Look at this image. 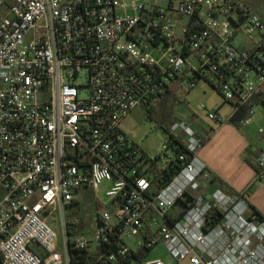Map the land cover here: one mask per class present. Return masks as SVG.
Returning <instances> with one entry per match:
<instances>
[{
	"label": "built area",
	"instance_id": "2783aa9c",
	"mask_svg": "<svg viewBox=\"0 0 264 264\" xmlns=\"http://www.w3.org/2000/svg\"><path fill=\"white\" fill-rule=\"evenodd\" d=\"M201 80L234 114L249 106L242 125L264 102V22L240 0H0V264H169L137 258L159 244L175 264H264V220L212 186L206 138L175 122V158L159 165L122 128ZM83 192L97 204L89 236L75 231Z\"/></svg>",
	"mask_w": 264,
	"mask_h": 264
},
{
	"label": "rangeland",
	"instance_id": "374dc122",
	"mask_svg": "<svg viewBox=\"0 0 264 264\" xmlns=\"http://www.w3.org/2000/svg\"><path fill=\"white\" fill-rule=\"evenodd\" d=\"M5 8L7 9L13 4V0H4ZM244 5L247 4L252 12H264V0H240ZM82 80L78 79V82ZM173 94L166 100L158 99L149 112L146 108L138 106L133 109L125 118L122 128L124 132L131 137L142 150L151 158H159L158 164H165L170 158H175L174 149L168 145V132L166 127L171 122L183 121L190 125H202L201 123H211L207 115L208 113L221 111L222 107H226L221 113L225 117L226 110L229 107L228 103L224 102L223 98L217 91L211 87L206 81H199L196 86L189 90L182 85H176ZM161 100V101H160ZM202 106L204 108H202ZM250 126L257 133L258 129L264 132V104L257 106L256 114L254 115ZM260 136H264V133ZM78 197V196H77ZM107 200L104 194H100L99 202L104 203ZM96 200L91 195H87V199L83 204L74 206V211L77 212L79 225L75 228L78 235L89 236L91 229L94 228ZM182 210L181 206H176L177 214ZM173 213V211H172ZM171 213V214H172ZM58 222L57 215L52 219ZM61 231L58 226L57 232ZM55 242V245L60 247V243ZM133 244V240H130ZM133 246V245H132ZM147 259L161 258L166 263L175 264L174 260L168 255L166 249L161 245H157L147 255ZM144 264V263H140Z\"/></svg>",
	"mask_w": 264,
	"mask_h": 264
},
{
	"label": "crops",
	"instance_id": "0c3cea01",
	"mask_svg": "<svg viewBox=\"0 0 264 264\" xmlns=\"http://www.w3.org/2000/svg\"><path fill=\"white\" fill-rule=\"evenodd\" d=\"M226 103L229 105L226 118L221 113L225 106L221 111H216L224 119L233 117L235 111L232 103ZM260 104L264 103L260 100L258 105ZM210 122L193 126L187 123L199 136L207 139L204 148L199 152L200 159L207 166L212 178L225 183L236 194L242 195L240 197H245L249 204L264 217V176L258 179V174L252 165L255 164L256 153H264V136H260L264 132L258 129L256 133L252 127L245 125L237 127L230 121L222 125ZM212 186L217 187L213 181ZM87 195L83 192L78 196V199H82L78 201L79 204L85 203Z\"/></svg>",
	"mask_w": 264,
	"mask_h": 264
},
{
	"label": "trees",
	"instance_id": "16d2710c",
	"mask_svg": "<svg viewBox=\"0 0 264 264\" xmlns=\"http://www.w3.org/2000/svg\"><path fill=\"white\" fill-rule=\"evenodd\" d=\"M246 6V9L248 11H252L250 9V7L245 4ZM264 22V12H261V13H256ZM176 85L178 84H174L168 91L167 93L162 97L161 100H166L169 96H171L174 92L173 90L175 89ZM160 100V101H161ZM256 101H260L259 98L256 99ZM264 103V102H262ZM149 112L152 111V108L150 109H147ZM248 111H249V106H244L242 107L236 114H234L233 117H231L230 119V122L235 124L237 127H240L242 126L241 122L243 120H245V118L248 116ZM175 122H171L170 124H168V126L166 127V131L168 132L170 127L174 124ZM170 141V144H171V138L169 137V140L168 142ZM176 142V141H174ZM180 145V143H178ZM249 163L250 160H247ZM253 167L255 168L257 174H258V179H261L263 176H264V170L263 169H260L256 164H252ZM178 169V166H176L174 163L170 164L167 168H165L164 170H161L158 172V176H157V182H156V185L157 187L160 186V184H162V180L163 181H166L168 179H170V177L176 172V170ZM213 182L214 184H216L217 187H219L220 189H222L223 191H225L226 193L232 195V196H242V195H238L236 194L233 190H231V188H229L225 183H223L222 181L220 180H217L216 178H213ZM186 205V200L184 199H180L176 206H185ZM251 207V210L254 214H257L259 216V218L261 220H264V217L254 208L250 205ZM208 218H209V221H208V226H212L214 224H216L217 222H219L222 218V214L218 211V210H215L213 209L212 211H210L209 215H208ZM151 251V249H145V250H141L138 255H137V258L138 259H142L144 257H146V255Z\"/></svg>",
	"mask_w": 264,
	"mask_h": 264
}]
</instances>
